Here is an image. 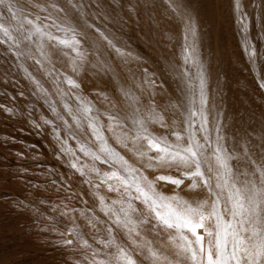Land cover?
<instances>
[{
    "label": "clouds",
    "instance_id": "clouds-1",
    "mask_svg": "<svg viewBox=\"0 0 264 264\" xmlns=\"http://www.w3.org/2000/svg\"><path fill=\"white\" fill-rule=\"evenodd\" d=\"M37 7L45 16L28 21L23 40L0 43L33 101L29 124L57 162L46 174L60 176L52 183L79 224L69 228L76 242L86 246L90 236L121 256L127 250L128 264H224L225 257L227 264H255L251 249L264 247V185L240 183L191 116L152 117L157 106L143 90L140 112H133L128 94L139 86L130 75L116 80L93 71L102 62L120 66L126 56L141 62L123 51L129 39L102 21L73 19L65 27L68 13L55 0ZM180 71L188 76L184 65ZM101 78L110 86L93 87Z\"/></svg>",
    "mask_w": 264,
    "mask_h": 264
},
{
    "label": "rangeland",
    "instance_id": "rangeland-1",
    "mask_svg": "<svg viewBox=\"0 0 264 264\" xmlns=\"http://www.w3.org/2000/svg\"><path fill=\"white\" fill-rule=\"evenodd\" d=\"M55 2L68 13L65 27L73 19L83 26L102 21L115 37L129 39L125 53L142 56L141 62L126 56L120 66L102 62L93 69L136 81L139 87L128 94L133 112H140L136 97L143 90L157 106L152 117L191 116L198 136L207 134V144L240 183L264 185V0ZM46 3L53 0H0V40H23L28 21L45 16L37 5ZM18 71L0 43V264H128L127 250L121 256L90 236L81 246L69 233L79 224L60 205L64 193L52 183L60 176L46 174L57 162L29 124L36 113L24 81L17 83ZM92 86L110 84L101 78ZM251 252L255 264L264 262V247Z\"/></svg>",
    "mask_w": 264,
    "mask_h": 264
},
{
    "label": "bare ground",
    "instance_id": "bare-ground-1",
    "mask_svg": "<svg viewBox=\"0 0 264 264\" xmlns=\"http://www.w3.org/2000/svg\"><path fill=\"white\" fill-rule=\"evenodd\" d=\"M235 3H238L239 4V2H235Z\"/></svg>",
    "mask_w": 264,
    "mask_h": 264
}]
</instances>
